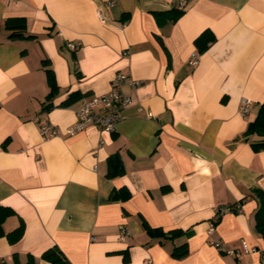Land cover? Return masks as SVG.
<instances>
[{"label": "crops", "instance_id": "0c3cea01", "mask_svg": "<svg viewBox=\"0 0 264 264\" xmlns=\"http://www.w3.org/2000/svg\"><path fill=\"white\" fill-rule=\"evenodd\" d=\"M178 2L0 0V204L15 212L5 232L24 224L16 243L0 238V264H14V254L53 264L41 257L53 247L71 264H264V148L246 134L264 103V0H187L178 19L159 25L155 13ZM20 17L33 37L10 36L5 21ZM206 30L215 40L200 51ZM46 69L58 87L51 99ZM118 73L140 84L123 83L131 103L113 132L42 138L43 123L63 133ZM111 157L123 169L114 178ZM124 191L127 199H112ZM236 203L243 212L218 218ZM123 226L130 234L120 240ZM174 230L192 233L161 236ZM214 239L240 256L219 252ZM183 244L188 253L173 257Z\"/></svg>", "mask_w": 264, "mask_h": 264}, {"label": "trees", "instance_id": "16d2710c", "mask_svg": "<svg viewBox=\"0 0 264 264\" xmlns=\"http://www.w3.org/2000/svg\"><path fill=\"white\" fill-rule=\"evenodd\" d=\"M183 12V9L176 7L172 8L167 11H160L155 13L156 20L159 25H163L167 22H172L178 19ZM27 23L26 19L23 17L20 18H8L5 21V28L9 31H11L10 36L11 37H22V38H30L33 36H25L24 32L26 30ZM160 42L163 43L162 39L159 38ZM215 40L214 35L211 31H204L195 41V44L199 47L200 51H203L210 42ZM46 61H44L45 63ZM46 64V63H45ZM48 84L50 87V93L48 95V99H51L56 91H57V85L54 79V76L52 74V71L50 69H46ZM247 135H258L261 139L253 144V147L255 150H259L261 148H264V103L260 107V110L256 116V118L249 124L248 129L246 131ZM123 173V169L121 166V160L119 157H111L109 159V167L107 171V176L109 178H114L116 176H119ZM256 195L260 198V205L256 213V228L257 230L264 236V192L262 190L257 189ZM127 199L129 197V193L127 191H124L123 193L119 194L118 192L112 194V199ZM13 209L2 206L0 204V238L6 237L9 243L14 244L16 243L23 235L24 233V224L21 222V224L13 229L10 232H5L3 228V224L5 220L14 215ZM220 218V217H218ZM146 225V224H145ZM146 229L148 234L154 235L156 229L150 228L148 225H146ZM192 232L191 231H181V230H174L170 232L169 234H161L163 238H169L174 239L181 236H188ZM188 253L186 244H183L181 246H177L173 249L172 255L175 258H182ZM42 259L47 260L53 264H71L66 257L63 255V253L57 248L53 247L51 249H48L42 254ZM14 264H38L36 259L32 256H29L27 261L25 263H21L19 260V257L17 254H14L13 257Z\"/></svg>", "mask_w": 264, "mask_h": 264}, {"label": "built area", "instance_id": "2783aa9c", "mask_svg": "<svg viewBox=\"0 0 264 264\" xmlns=\"http://www.w3.org/2000/svg\"><path fill=\"white\" fill-rule=\"evenodd\" d=\"M187 0H179L178 7L183 9ZM114 2H108L109 6H112ZM98 15L102 22H105V19L101 13L98 11ZM80 44L78 43H69L68 47L71 50H76L79 48ZM198 62V56L193 54L189 63L195 65ZM125 81H128L132 87H136L140 84L139 81L129 78L123 73H118L112 80L110 90L101 95L93 96L85 100L79 109L77 110L76 116L77 119L75 123L67 128L63 133L60 132L59 128L55 125L46 122L40 126V135L44 139H50L53 137L60 136H73L78 132H82L88 127L95 126L101 131L111 133L115 130L117 124L124 118L121 114V109L126 105L131 103V98L123 93L122 85ZM251 107V100L243 98L240 102L239 111L241 114L246 115L249 113ZM228 212H243L242 205L236 203L233 205L221 206L217 209V216L220 217L224 213ZM214 224L210 226L209 233H213ZM130 234V230L123 226L120 228L118 238L120 240H125ZM95 239V238H94ZM212 245L219 251L225 254H235L240 256V251H234L228 249L224 246L222 240L214 239L211 241ZM260 249L257 247H249L244 245V252H256ZM148 264L150 262H147Z\"/></svg>", "mask_w": 264, "mask_h": 264}]
</instances>
